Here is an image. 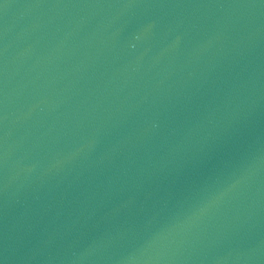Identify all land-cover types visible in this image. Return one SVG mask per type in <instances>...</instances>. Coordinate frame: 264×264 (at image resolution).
<instances>
[{"label": "water", "instance_id": "95a60500", "mask_svg": "<svg viewBox=\"0 0 264 264\" xmlns=\"http://www.w3.org/2000/svg\"><path fill=\"white\" fill-rule=\"evenodd\" d=\"M0 264H264V0H0Z\"/></svg>", "mask_w": 264, "mask_h": 264}]
</instances>
